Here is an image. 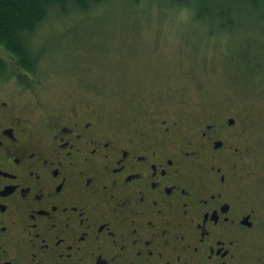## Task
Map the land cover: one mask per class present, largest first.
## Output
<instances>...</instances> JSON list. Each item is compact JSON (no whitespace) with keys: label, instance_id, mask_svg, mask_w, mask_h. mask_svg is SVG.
<instances>
[{"label":"flooded vegetation","instance_id":"flooded-vegetation-1","mask_svg":"<svg viewBox=\"0 0 264 264\" xmlns=\"http://www.w3.org/2000/svg\"><path fill=\"white\" fill-rule=\"evenodd\" d=\"M150 58L133 101L0 95V264H264L259 125Z\"/></svg>","mask_w":264,"mask_h":264},{"label":"rangeland","instance_id":"rangeland-1","mask_svg":"<svg viewBox=\"0 0 264 264\" xmlns=\"http://www.w3.org/2000/svg\"><path fill=\"white\" fill-rule=\"evenodd\" d=\"M176 4L175 0L139 4L111 0L93 10L53 12L46 25L25 37L40 59L33 78L25 79L23 86L35 88L48 105L75 102L85 84L101 93L102 103L113 97L133 101L142 66L146 63L151 70L150 57L162 56L161 74L167 77L166 69L172 65L174 75H190L189 87L211 110L225 108L227 117L235 116V110L251 113L259 125L255 133L264 162V75L249 78L250 71L264 72V20L255 21L254 14L244 19L233 16L221 28L210 21L197 22L194 10ZM0 58L15 59L2 44ZM16 79L5 81L1 96L16 87ZM166 83L164 79L159 86L165 88ZM122 105L118 100L116 111ZM255 177L251 192L264 200V164ZM258 210L257 242L264 247V205L260 203Z\"/></svg>","mask_w":264,"mask_h":264},{"label":"trees","instance_id":"trees-1","mask_svg":"<svg viewBox=\"0 0 264 264\" xmlns=\"http://www.w3.org/2000/svg\"><path fill=\"white\" fill-rule=\"evenodd\" d=\"M108 1L111 0H0V44L16 59L12 63L0 58V81L17 76L24 84L29 74H35L40 56L33 54L25 37L34 35L39 27L46 25L47 18L53 12L60 11L68 15L72 9L93 10ZM125 1L136 4L141 2ZM175 3L181 8L194 10L193 19L197 22L210 21L221 28L227 27L225 24L232 19L248 18L250 14L255 15V21L264 20V0H175ZM250 74L249 78H260L264 72L250 71Z\"/></svg>","mask_w":264,"mask_h":264}]
</instances>
